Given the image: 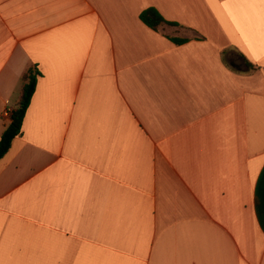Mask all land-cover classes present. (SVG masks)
Wrapping results in <instances>:
<instances>
[{
    "label": "crops",
    "instance_id": "crops-1",
    "mask_svg": "<svg viewBox=\"0 0 264 264\" xmlns=\"http://www.w3.org/2000/svg\"><path fill=\"white\" fill-rule=\"evenodd\" d=\"M29 67L0 264H264V0H0V136Z\"/></svg>",
    "mask_w": 264,
    "mask_h": 264
},
{
    "label": "trees",
    "instance_id": "trees-1",
    "mask_svg": "<svg viewBox=\"0 0 264 264\" xmlns=\"http://www.w3.org/2000/svg\"><path fill=\"white\" fill-rule=\"evenodd\" d=\"M139 18L142 23L154 31H157L158 28L164 23L170 26H176L174 23H167L153 8L141 12ZM169 40L175 44L186 42L185 39L171 37ZM246 66L252 68V66L247 62ZM38 76V70L34 67H29L22 77L20 97L11 113L9 125L0 136V159L8 152L13 140L21 134L22 122L34 93Z\"/></svg>",
    "mask_w": 264,
    "mask_h": 264
},
{
    "label": "built area",
    "instance_id": "built-area-1",
    "mask_svg": "<svg viewBox=\"0 0 264 264\" xmlns=\"http://www.w3.org/2000/svg\"><path fill=\"white\" fill-rule=\"evenodd\" d=\"M3 116L5 118H10L11 117V111L9 109L4 110Z\"/></svg>",
    "mask_w": 264,
    "mask_h": 264
},
{
    "label": "water",
    "instance_id": "water-1",
    "mask_svg": "<svg viewBox=\"0 0 264 264\" xmlns=\"http://www.w3.org/2000/svg\"><path fill=\"white\" fill-rule=\"evenodd\" d=\"M234 66V65H233Z\"/></svg>",
    "mask_w": 264,
    "mask_h": 264
}]
</instances>
